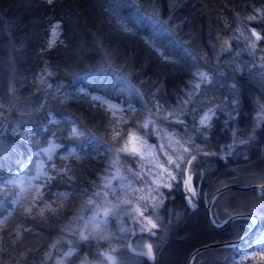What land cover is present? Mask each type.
I'll return each mask as SVG.
<instances>
[{"label": "trees", "instance_id": "1", "mask_svg": "<svg viewBox=\"0 0 264 264\" xmlns=\"http://www.w3.org/2000/svg\"><path fill=\"white\" fill-rule=\"evenodd\" d=\"M138 7L151 11L152 0H53L51 4L48 0H0V129L4 130L5 144L10 146L0 152V177L8 180L31 172V165L38 158L34 153L49 146L51 140L63 147L55 149L51 161L45 157L47 174H55V164L57 169L69 166V174L75 176L72 181L57 178L44 189V202L56 201L52 204L57 209L55 213L45 210L42 217L34 210V215H24L32 200L16 211L9 222L0 223L3 264H56L71 247L76 251L63 264H98L105 261L103 254L107 252L113 255V264H187L197 248L230 241L247 231L249 220H236L220 229L213 227L207 218L206 202L222 186L264 184V123L253 128V119L264 106V80L248 70L235 71L237 65L245 69L255 65L253 71L264 72L259 67L264 64V0H175L174 6L173 0H155L161 18L172 17L171 34L142 19ZM118 18L133 31L123 32ZM56 23L60 27L53 35ZM253 29L261 40L251 36ZM249 41L256 46L253 55L249 54ZM149 42L173 62H165ZM180 45L190 48L199 60L187 57ZM228 47L231 51H221ZM46 71L54 74L48 76ZM221 71L223 76L219 75ZM197 72L208 73L212 83L202 84L192 103L184 108V123L174 131L180 133L181 143L177 152L171 149L167 154L174 159L181 154L191 159L184 147L192 152L198 146L202 151L192 166L184 163V173L173 171L178 179H168L172 187L164 189V200L158 207L153 208V201H148L146 192H142L129 197L131 204L125 208L128 211L138 202L146 204V215L157 224L156 235L135 239L129 234L124 238L115 228V235H110L108 227L106 240H81L79 232L85 230L87 234L93 227L88 224L84 229L96 206L88 205V196L80 193L86 188L94 191L93 184L102 188L103 178L115 173L111 165L116 160V150L124 147L136 130H144L147 120L163 124V115L173 110L179 113V102L198 82L193 76ZM118 75L127 76L141 95H129ZM41 76L53 86L47 95ZM233 82L235 90L231 88ZM57 87L63 95L55 91ZM233 91L237 106L224 99ZM204 96L224 107L217 109L211 131L201 135L194 131V125H199L205 110L201 106ZM157 101L164 106L163 112L157 110ZM42 103L45 107L38 111ZM129 105L134 112L128 111ZM193 107L196 112L191 110ZM49 112L59 124L48 123ZM172 120L175 117L167 121ZM73 123L99 137L100 142L89 144L82 137H71ZM229 130L235 133V139L251 137L232 155H227L232 136ZM145 132L150 133V141L157 142L152 124ZM186 141H191L192 147L183 143ZM73 147L77 154L61 161L60 157L68 156ZM161 157L166 156L162 153ZM135 161L133 155L119 153L118 166L123 174L129 173L127 169L135 170L136 165L130 167ZM129 175L140 190V176ZM189 176L196 191L192 197L195 207L189 205L191 194L183 183ZM112 181L114 185L119 183V179ZM43 183L42 178L37 187ZM9 187L0 190L6 201L0 207V221L4 209L12 205ZM49 192L71 194L61 206L62 198ZM227 213L256 214L260 223L236 248L205 251L195 257L193 264H264V252L250 249L255 238L264 233V195L240 190L223 193L213 205V219L224 220ZM81 216L83 221L75 220ZM53 244L55 248L51 247ZM148 244L153 247L154 259L140 254L147 252ZM47 252L52 253L51 259H45ZM21 253L26 255L21 257Z\"/></svg>", "mask_w": 264, "mask_h": 264}, {"label": "snow or ice", "instance_id": "2", "mask_svg": "<svg viewBox=\"0 0 264 264\" xmlns=\"http://www.w3.org/2000/svg\"><path fill=\"white\" fill-rule=\"evenodd\" d=\"M131 2L136 3V0H131ZM48 3L49 4L53 3V0H48ZM152 3H153V7H152L151 11H146V10H143L142 8H139V7L137 8V11L140 13L141 18L146 20L148 23H150L156 27H159L163 32L171 34L172 29L169 26V21H171L172 17L170 16L168 20L162 19L160 16L159 9L155 7V0H152ZM174 4H175V0H173V6H174ZM249 19H255V17H250ZM117 23L123 32L131 33L133 31L132 28L128 27V25L124 21L119 20V18L117 19ZM59 27H60L59 23H56L53 25V28H52L53 35L57 34V29H59ZM251 36L255 37L256 41H259L262 39L261 35L255 29H253L251 31ZM149 43H151V42H149ZM177 43L179 44V41H177ZM180 46L183 49V52L187 57H190L193 61L199 60V57L193 55L190 48L184 47L183 45H180ZM49 47H51V42L49 44ZM151 47L155 51L160 53L161 58L165 62H173L172 58L169 57L168 55H166L154 43H151ZM255 47H256L255 43L249 41L248 50H249L250 55L254 54ZM221 51L222 52H228V51H231V48L230 47L223 48V49H221ZM205 55H207V54H205ZM217 60H219V56H217ZM109 67H111V64H109ZM256 67L257 66L253 65L252 68L245 69V68H241L239 65H237L235 71L243 72L245 70H248L253 76H259L262 80H264V72L253 71V68H256ZM259 67L264 68V64L260 65ZM46 74L48 76H51L54 73H52L51 71H46ZM219 75L223 76L224 73L221 71L219 73ZM193 76L198 78V82H195L194 88H190L188 90V92L186 94V98L179 102L180 103L179 113H177L175 110H173L172 112H169L166 115H163V117H162L163 120L167 121V120H170L172 117H175L176 123H184V120L181 117H183V115H184V108L186 107V105L192 103L193 98L196 96V93L200 92L202 84H211L212 83V80L210 79L209 74L206 72L193 73ZM117 78L122 83L127 85L129 95H141L139 93V90L130 82V80L128 79L127 76L118 75ZM40 83L43 85H46L45 94L47 95V90L51 89L53 86L51 84L47 83V81L44 79L43 76H41V78H40ZM231 88L233 90L236 89L235 82H233V84L231 85ZM10 91H11V89H10ZM55 91L57 93H60V88L57 87ZM60 94L63 95V93H60ZM152 95H153V98H155V94H152ZM53 99H55V96H53ZM93 99L95 100V99H99V98L93 97ZM224 99L226 101H230V103L233 106L238 105V99L235 95V91H233V94L230 97H224ZM209 105H211V106H209ZM201 106L205 110L203 112V115L199 119V126L194 125V131L200 133L201 135H206V130L211 128V126H212L211 120L216 115L217 109L223 110L224 106L216 104L214 98L209 101V98L206 96H204V99L201 101ZM44 107H45V105L42 103L40 105V108L38 109V111L42 110ZM147 110L149 112H151L150 108ZM157 110L159 112L164 111V106L162 104H160L159 101H157ZM191 110L193 112H196L195 107H193ZM233 110H235V108ZM121 111H123V109H121ZM128 111L134 112L135 109L132 108L131 105H129ZM262 111H264V106H262ZM48 116L50 117L49 121H48L49 124H59L60 123L59 120L52 118L51 112L48 113ZM230 118H232L231 115H230ZM153 123H155V121L147 120L143 124V128L147 129L149 127V124H153ZM12 131L15 132L16 129L13 128ZM44 131H47V128H45ZM155 132L158 136H160V138L162 140L168 139L170 141L171 137L173 135L171 132H168L166 129L159 128V127H157L155 129ZM29 135H34V133H30ZM52 135H53V137H55L56 134L53 133ZM116 135H119V133H116ZM148 135H150L149 132H144L143 137H137V140L139 141V144H140L139 149L135 146H132V147L128 146V144L132 143V140H133V137L130 135L129 139H128V143H126L124 147L118 148L116 150L117 157H116V160L114 161L113 165H111V167H115V173L107 175L103 178L104 183H103L102 188L99 185L93 184L92 189H94V191L86 188L83 190V192L80 193L82 195L88 196V199H87L88 205L95 204V206H96V211L93 212L92 215L87 218V222L84 225V229H87L88 224H92L93 227L91 228L90 231H87V234H86L85 230H81L79 232V236H80L81 240L88 241L90 239H97V238H99L101 240L108 239L107 225H108L109 217L118 215L119 214V208H120L119 204H113V203H111V201H109L107 199V197L110 194L115 195L119 198V194L117 193L116 188L113 187V185H112V180L120 179L121 181H126L128 179L127 177L120 175L121 167L118 166L119 165V153L125 152V153H128V154L133 155V156H140L141 159L146 158L145 152L147 151L149 146L147 145V140L144 137H147ZM3 136H4V130L0 129V152H3L6 148L10 147L9 145L5 144ZM70 136L71 137H82V138H84V141H86L89 144L100 142L99 137H96L95 135L91 134L90 132L78 127L75 123H73V127L71 129ZM249 140H251V137H249L248 139L239 138V139L234 140L233 144L228 146L227 155H232L233 152L237 151L238 146L247 145L249 143ZM176 143L180 144L181 141L177 140ZM183 143H187V144H189L190 147H192L191 141H186ZM61 147H63L62 144H56L54 142V140H51V141H49V147L48 148L41 149L40 152L34 153V155L40 156L41 153H43V155L47 156L48 161H51L53 159V153L55 152V149L61 148ZM109 150L111 151V149H109ZM160 150L162 152H164L165 155H167V161H166L167 167L165 165L161 164V165H159L160 171L152 172V169L148 170L149 173H151L153 176L152 185H155L154 187L152 185H149V187L147 189L148 198L153 201V204H152L153 208L158 207L159 204L162 203L163 194L160 193V191H159L160 187L161 186L168 187V188L172 187V185L170 183L169 184H156V179L158 177H162L163 175H166L171 180H177L178 177H177V175L173 174V171L184 173L186 171L183 168L184 163H186L189 166H192L194 164V162L197 160V154L200 151H202V149H200L198 146H194L192 152H189V147H184V153H189L191 155V159H185L184 155L181 154V155L177 156L176 159L174 160L172 155L167 154V152L165 151L164 145L160 146ZM76 154H77V149L75 147H73L69 150L68 156H61L60 159H61V161H64V160H67L69 158V156H73ZM205 155H208V153L205 152ZM79 158L80 157L77 156V159H79ZM153 159H155V157H153ZM245 159H247V157H245ZM43 164H44V161H41L40 164L38 165L37 175L35 177H33L32 179L36 180V179L43 178L44 183L40 187H36L33 189V191L35 192V196L33 198V203L31 205V207H26L24 209L23 214L26 216L34 215L35 214L34 210H37L42 217L44 216L45 210H49L52 213H55L57 211V209L52 207V204L56 203V201L53 200L51 203L44 202V196H45L44 189L48 188V186L51 184V182L56 180L57 178L64 179V177H67V179L69 181H72L75 179L74 174L73 175L69 174L72 172V169L67 165H64L63 167L57 169V166L55 164H53L52 169H53L55 174L49 175L46 172L41 171V169L43 168ZM126 171L131 173L132 176L137 175L136 173L132 172L131 169H127ZM190 180H191V176H189L188 179L184 180L183 183L187 187V191L191 194V196L188 197V203L191 207H195V205L192 203V197L196 196V192L192 187L188 186ZM24 182H25L24 177H20L19 175L15 176L11 179H8V180H4L2 177H0V190L7 189L9 186H12V185H17V183L22 185V184H24ZM128 187L130 188L131 185L129 184ZM21 191H24V189H21ZM136 191H139V190H133L134 193ZM258 191L262 195H264V185H262L258 189ZM101 193H103V197H104L103 203L99 199V197H101ZM48 194L49 195H55L58 198H62L61 199V206H62L63 200H66L67 197L71 193L70 192H59V193L52 194L49 192ZM124 194H125V196L127 195V189H124ZM141 199H144V197H141ZM5 202L6 201H5L4 197L0 196V207H2ZM20 202L21 201L19 198L11 201V203L13 205H17ZM39 203H43V206L38 207ZM123 203L124 204H131V200L124 199ZM147 207L148 206L146 204H141L139 207H137L135 209V211L140 216H143L145 220H147V223L149 225H151L152 229H155L157 227V224L153 223L152 219H150L144 215V212L147 211ZM141 208H143L144 211H141ZM10 215H11V212H9L8 215L4 216L3 221H0V223L6 224L7 220H8V216H10ZM133 218L135 219V217H133ZM84 219L85 218L83 216L75 218V220H81V221H83ZM18 229H19V226H18ZM24 230L29 231L28 229H24ZM141 231H143V229H141ZM16 235H17V238H19V236H20L19 230L16 231ZM0 240H3L2 236H0ZM13 243H15V241H13ZM258 243L261 245H264V233L259 234ZM51 247L55 248L56 245L53 244ZM146 247H147V252L145 253V252L141 251L140 254L141 255H147L149 258L154 259L152 245L148 244V245H146ZM3 250H4L3 247L0 246V251H3ZM75 251H76L75 247L69 248V250L67 252H64L62 254L61 258L59 260H57L56 264H63L64 259L67 257H71ZM20 255H21V257H24L26 254L21 253ZM103 255H105L109 261L113 260V257L107 255V253H104ZM51 257H52L51 252L45 253V259L46 260L51 259ZM0 264H3V262H0Z\"/></svg>", "mask_w": 264, "mask_h": 264}, {"label": "rangeland", "instance_id": "3", "mask_svg": "<svg viewBox=\"0 0 264 264\" xmlns=\"http://www.w3.org/2000/svg\"><path fill=\"white\" fill-rule=\"evenodd\" d=\"M216 118H217V115H215L212 118V120H211L212 126H211V128L206 130L207 134L213 128L214 121ZM153 121H155V123L152 124L154 131L157 127H159V128L166 129L168 132H171L173 135H172L170 141L168 139L162 140L160 138V136H158L157 142H152L148 139V137H144L147 140V145L149 146L147 151L145 152L146 158L141 159L140 156H134V160H136V161L132 165H130V167L136 165V167L134 168L135 170H132V171H135L141 178L140 184L142 187L140 190L136 188L135 183H134L132 177L129 175V173L123 174L122 172H120L121 173L120 175H123V176L128 178L126 181H121L119 179V183L116 185H114V183L112 181V185H113V187L116 188L117 193L119 194V198L115 195L110 194L107 197V199L109 201H111V203H113V204H119L120 208H119V214L118 215L109 217L107 229L109 227L108 230H110V235H115L116 230H119L118 235L119 236L123 235L124 238L129 236V234L131 236L130 238H135V239H139L140 237H138V236H140V235H149V236H155L156 235L157 227L155 229H152L151 225H149L147 223V220H145L143 216H140L135 211V209L141 205L139 202H138V205H134L128 211H126L125 208L129 204L123 203L124 199H129V197L134 196V195H140L142 192H146L145 195L148 197L147 188L149 187V185H152V180H153V176L151 173H149L148 170L152 169V172L160 171L159 165H161V164H163L167 167V164H166L167 155H165L166 156L165 158L161 157V154L164 153L160 150L161 145L165 146L166 152H168V150H171V149L176 150V152L178 150L179 146H178V143H176V141H177V139L179 140L180 133H178V132L175 133L174 131L176 129V126H179L182 123H176L175 120L162 121L163 124H161L160 121L158 123L156 122V120H153ZM263 123H264V111H262V109H261V111L253 119V125H254L253 128L257 129ZM140 129L136 130L135 133L132 135L133 140H132V143L128 144L129 147L135 146L138 149L140 148V144H139V141L137 140V137H143V133L146 130L145 128H143L144 130H140ZM230 133L232 136H231V139H230L231 141L229 142V145H232L234 140H236L235 139L236 135L232 130L230 131ZM48 147L49 146L45 145L41 149H45ZM45 157L47 158V156H45V155L38 156L37 160L34 162V165H31V167L33 166V170L31 172L29 170L28 173H22L21 175H19L20 177H24V181H25L24 184L20 185L19 183H17V185L12 186L13 188L9 187V191H10L11 196H12V199H10V201L19 198L21 202L17 205L12 204L11 206L6 207L1 214L2 220H3L4 216L8 215V213L11 212V215L8 216V220H9L16 211H18L21 208H24L28 203H30L33 200V198L35 196L34 195L35 192L33 191V189L38 186V181L41 180L42 178L36 179V180H33L32 178L37 175L38 165L40 164L41 161H44L43 168L41 169V171L47 173V171L45 169ZM153 157H155V159H153ZM173 159H174V156H173ZM168 179H169V177H167L166 175H163L162 177H158L156 179V184H168ZM186 179H188V178H186ZM129 184L131 185L130 188L128 187ZM145 186H147V188ZM152 186L154 187L155 185H152ZM188 186H190V184ZM21 189H24V191H21ZM124 189H127V195L126 196L124 194ZM164 189L169 190L170 188L163 187V186L160 187L159 191H160V193L163 194L162 200H164ZM133 190H139V191H136L134 193ZM14 193H17L16 196H14ZM100 200L103 203V200H104L103 194L101 195ZM147 200L152 201L149 198H147ZM206 204H207V202H206ZM141 211H144V209L141 208ZM144 215L147 216L146 212H144ZM229 215L230 214L227 213V215L224 218H228ZM253 215H255L256 217H258V219H260V217L258 215H256V214H253ZM133 217H135V219ZM8 220H7V222H9ZM249 222L254 224L255 220L249 219ZM113 228H115L114 232H113ZM141 229H143V231H141ZM112 233H114V234H112ZM258 239L259 238L254 240V242L252 244L253 247H255L257 249L260 248V250H264V245L259 244ZM254 243H255V245H254ZM137 245L138 244L136 243V247H137ZM250 249H252V248L250 247ZM107 255L113 257V255L108 253V252H107ZM80 264H90V263L82 262ZM98 264H113V260L109 261L105 256V261L100 262Z\"/></svg>", "mask_w": 264, "mask_h": 264}, {"label": "water", "instance_id": "4", "mask_svg": "<svg viewBox=\"0 0 264 264\" xmlns=\"http://www.w3.org/2000/svg\"><path fill=\"white\" fill-rule=\"evenodd\" d=\"M264 184L258 185V184H246V183H241V184H230L227 186H223L221 188H219L218 190H216L210 197L209 202L206 205V209H207V217H208V221L209 223L215 227V228H223L225 227L228 223L235 221V220H241V219H254L255 222L254 224H252L249 228L248 231L243 234L242 236H240L239 238L235 239V240H230L227 242H223V243H213V244H207L204 246H201L199 248H197L190 256L188 263L187 264H192L194 261V258L203 253L204 251L207 250H211V249H224V248H234L236 247L239 243H241L243 240H245L247 237H249L252 232L256 229V227L259 224V219L258 217H256L253 214H238V215H229L228 218L224 219L223 221H221L220 224H216L213 221L212 218V207L215 203V201L217 200V198L223 194L226 193L228 191H233V190H240V191H249V192H257L260 194V192L258 191V189Z\"/></svg>", "mask_w": 264, "mask_h": 264}]
</instances>
